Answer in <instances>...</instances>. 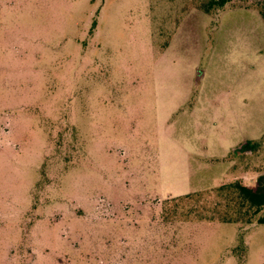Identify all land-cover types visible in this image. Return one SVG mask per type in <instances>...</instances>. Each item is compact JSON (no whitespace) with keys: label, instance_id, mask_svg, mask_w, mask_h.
<instances>
[{"label":"rangeland","instance_id":"obj_1","mask_svg":"<svg viewBox=\"0 0 264 264\" xmlns=\"http://www.w3.org/2000/svg\"><path fill=\"white\" fill-rule=\"evenodd\" d=\"M209 2L0 0V264H264L217 191L250 69L264 171V0Z\"/></svg>","mask_w":264,"mask_h":264},{"label":"crops","instance_id":"obj_2","mask_svg":"<svg viewBox=\"0 0 264 264\" xmlns=\"http://www.w3.org/2000/svg\"><path fill=\"white\" fill-rule=\"evenodd\" d=\"M249 72L250 74H247V83L237 86L235 90H233V100L231 102L232 111L229 112V117L228 112L225 115L223 114L222 116L224 122L223 124L225 125H227V123L229 124V119L232 118V125H234L233 127L231 125L230 126L233 129L235 128V134L231 136L226 128L223 129V132L219 133V139L232 142H228L229 144L225 149V154H222L220 158H217V161L229 162V168H232L234 170L232 178L227 181V183L239 180L247 186H254L257 182V179L264 174V171L262 170V168L256 167L257 165H254V159L252 156H254L255 151H242V147L249 142L248 136L244 133L246 127L248 126V123L246 121L244 122V120L238 119L240 115L244 116V113L242 111H245L249 108V104L247 102L248 99L252 100L254 97V95L252 94L254 91V72L252 69H250ZM262 139H264V137ZM251 143H259V141ZM242 155L246 156V162H241V159H244Z\"/></svg>","mask_w":264,"mask_h":264},{"label":"trees","instance_id":"obj_3","mask_svg":"<svg viewBox=\"0 0 264 264\" xmlns=\"http://www.w3.org/2000/svg\"><path fill=\"white\" fill-rule=\"evenodd\" d=\"M232 0H210L208 3V8L207 10L210 11V9L213 8H223L225 5L230 3ZM259 146V143H251L248 142L242 147V151L250 150V151H256L257 147ZM229 183H233L230 185L224 184L221 185L220 187L217 188V191H223L225 189H234L238 192L240 195V198L243 200V203L245 206H248V208L253 210L252 216H250L247 219V223L250 225L252 224L253 217L258 215L261 211H264V174L261 175L258 179L257 182L254 186H247L240 182L239 180L237 181H232ZM204 220H207L209 222H213L215 218H204ZM239 220L238 219H222V223H237ZM264 224V215L260 216L257 219V224ZM255 225V224H253Z\"/></svg>","mask_w":264,"mask_h":264}]
</instances>
